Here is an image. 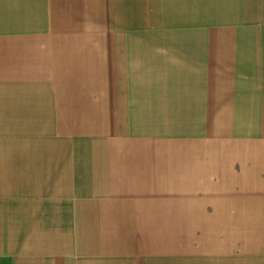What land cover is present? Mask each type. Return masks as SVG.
<instances>
[{
    "label": "crops",
    "instance_id": "obj_1",
    "mask_svg": "<svg viewBox=\"0 0 264 264\" xmlns=\"http://www.w3.org/2000/svg\"><path fill=\"white\" fill-rule=\"evenodd\" d=\"M0 264H264V0H0Z\"/></svg>",
    "mask_w": 264,
    "mask_h": 264
}]
</instances>
